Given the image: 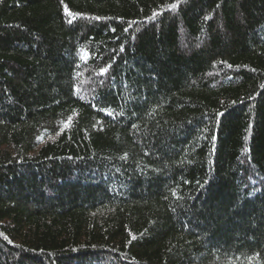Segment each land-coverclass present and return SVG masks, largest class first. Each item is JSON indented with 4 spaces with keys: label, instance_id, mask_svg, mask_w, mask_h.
Returning a JSON list of instances; mask_svg holds the SVG:
<instances>
[{
    "label": "trees",
    "instance_id": "1",
    "mask_svg": "<svg viewBox=\"0 0 264 264\" xmlns=\"http://www.w3.org/2000/svg\"><path fill=\"white\" fill-rule=\"evenodd\" d=\"M0 264H264V0H0Z\"/></svg>",
    "mask_w": 264,
    "mask_h": 264
}]
</instances>
